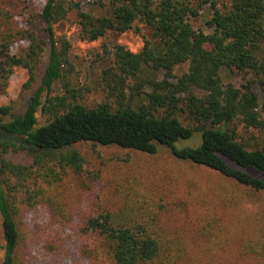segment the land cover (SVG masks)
I'll list each match as a JSON object with an SVG mask.
<instances>
[{"label":"trees","instance_id":"obj_1","mask_svg":"<svg viewBox=\"0 0 264 264\" xmlns=\"http://www.w3.org/2000/svg\"><path fill=\"white\" fill-rule=\"evenodd\" d=\"M33 1L0 0V93L16 69L27 73L25 91L38 85L22 113L15 102L0 105V264H23L22 214L38 206L82 235L85 258L185 264L187 240L164 226L167 207L136 179L104 184L78 147L147 155L167 147L178 161L264 192V0H99L97 14L73 0H44L40 11ZM205 9L210 34L195 27ZM70 14L90 43L138 23L152 31L137 53L117 44L96 54L105 65L99 104H87L89 89L70 79L71 44L56 34ZM221 68L232 83H222ZM181 141L193 145L176 147ZM240 253L264 261V241L246 240Z\"/></svg>","mask_w":264,"mask_h":264},{"label":"rangeland","instance_id":"obj_2","mask_svg":"<svg viewBox=\"0 0 264 264\" xmlns=\"http://www.w3.org/2000/svg\"><path fill=\"white\" fill-rule=\"evenodd\" d=\"M73 1L80 3L83 12H99L101 0ZM43 3L44 0H34L33 6L40 11ZM208 19L205 9L201 18L195 21V27L210 34L212 30L206 25ZM56 34L65 36L71 44L73 73L70 79L75 87L89 89L86 103L90 105L105 99L98 83L105 65L94 62L96 54L102 52V46L113 49L119 44L137 53L145 41H153L152 31L140 23L137 29L122 35L110 33L97 42L83 41L73 14L56 28ZM46 58L47 53L44 64ZM186 69L187 65L178 72ZM220 78L224 85L233 82L226 68H221ZM26 81V71L16 69L6 92L0 93V105L15 102L16 114L22 113L38 87L33 85L25 91ZM59 88L60 85L55 87L54 92ZM194 137L201 141L200 134ZM192 145V141H181L176 147ZM78 148L87 159V169L93 172L103 170L104 184L106 180L136 179L149 189L156 201L167 207L162 218L164 226L182 229L187 240L185 264H264L257 257H246L240 253L244 241H264V192L241 186L211 169L178 161L167 147H161L155 155L90 143ZM8 158L19 163L31 162L25 154H11ZM79 202L80 199L72 206ZM22 226L26 237L20 252L23 264H109L83 257L80 252L82 235L65 223L53 220L43 206L24 210ZM2 243L0 231V246ZM1 257L0 250V261Z\"/></svg>","mask_w":264,"mask_h":264}]
</instances>
